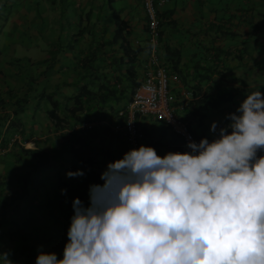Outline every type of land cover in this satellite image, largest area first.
<instances>
[{
	"label": "clouds",
	"instance_id": "9594fccd",
	"mask_svg": "<svg viewBox=\"0 0 264 264\" xmlns=\"http://www.w3.org/2000/svg\"><path fill=\"white\" fill-rule=\"evenodd\" d=\"M226 119L189 151L142 144L108 162L88 204L73 199L63 257L41 250L35 264H264V93Z\"/></svg>",
	"mask_w": 264,
	"mask_h": 264
},
{
	"label": "crops",
	"instance_id": "0c3cea01",
	"mask_svg": "<svg viewBox=\"0 0 264 264\" xmlns=\"http://www.w3.org/2000/svg\"><path fill=\"white\" fill-rule=\"evenodd\" d=\"M107 2L108 0H62V2L59 0H13L12 2L0 0V22L3 25L5 21L3 11H7V18L11 9L15 7H10V4H16L13 9L16 17L11 18L8 28L2 26L4 32L0 44L10 46L9 49H11L24 36L36 40L38 27H41L44 36L48 30H51L52 35L59 26L58 18L61 17L62 8V12L70 18L67 26L69 38L73 36V31L81 27H83V33L78 40L72 42L73 46L58 50L60 54L58 59L52 66L44 68L47 87L56 82L65 81L66 84L57 89L55 94L60 100L63 99L64 94L73 92L78 83L86 80L91 81L94 87L101 84L114 87L119 98L114 95L113 98L105 101L104 107L98 108L103 112L101 113L103 115H100L104 118L103 122H105L103 116L106 115L112 124L115 120V109L122 106L130 96L133 86L128 80L129 76L134 77L136 82L142 78L147 52L144 45L145 34L140 0H111L118 16L126 22L127 33H124V36L128 45L131 48L136 46L141 48L133 59L131 69L128 68V62L117 60L123 53V45L120 44L122 43L120 38L112 39L114 22ZM158 11L161 12L162 18L159 53L168 72L176 76L170 79V82L177 87V91L172 94L169 86V91L175 98L179 100L183 89L191 91L187 86L195 84L196 81L199 82L200 93L205 92L210 96H214L225 86L241 87V92L231 100L222 102L216 110L206 112L201 123H198L197 118H190V124L196 122L199 125L200 137H207L211 141L217 135L210 131L213 121L218 122V128L226 126L230 123L226 119L227 114L235 112L247 94L258 89L264 93V0H166L158 7ZM39 14L44 20L48 18V23L54 24L55 27L46 26L45 28L44 24L41 26L42 22L36 17ZM250 15L253 16L251 21L248 20L250 17H247ZM66 24L67 22L63 23L65 26ZM219 29L228 30L231 33L220 34ZM217 46L222 47L221 53L216 49ZM35 60L38 61L40 58ZM217 60H221L225 66L215 67L208 79L198 80L195 73L202 72L201 65L204 63L213 65ZM168 63H175L177 68L173 70ZM39 66H41L40 69ZM36 68L40 71L43 66L38 64ZM78 71L86 75V78L81 79ZM44 81H41L40 85L44 84ZM67 103L69 104L70 101ZM24 118L25 131L26 133L31 131L32 134L27 137L18 136V144L28 148H39L49 153L52 152L50 140H53L57 147L62 146L61 137L58 134L54 137L53 130L45 127L48 120L44 112L38 109L32 117ZM136 127L140 133L136 148L142 144L149 145L154 147L161 156L169 151H176L172 145L174 135L162 119L148 115L138 116ZM104 129H102L104 136L102 141L105 144L113 148L127 146V142L120 134L113 132L110 127ZM55 133L58 131L56 130ZM257 155H264V150L259 151ZM11 158L10 156L6 161H2L1 173L14 175L18 171L16 163L14 164ZM72 179L70 177V181ZM75 182L76 179L73 180V184ZM45 186L42 184L41 189ZM59 189L61 187L57 182L55 188L51 189L50 196L57 198L55 191ZM36 233L40 234L38 231ZM17 244L10 237L2 236L0 252H7L8 248L12 247L17 254L19 252L15 246ZM5 248L7 250L4 251Z\"/></svg>",
	"mask_w": 264,
	"mask_h": 264
},
{
	"label": "trees",
	"instance_id": "16d2710c",
	"mask_svg": "<svg viewBox=\"0 0 264 264\" xmlns=\"http://www.w3.org/2000/svg\"><path fill=\"white\" fill-rule=\"evenodd\" d=\"M107 3L114 22L112 39L116 40L120 38L122 42L120 44L123 45V53L117 60L119 62H128V68L131 69L133 59L141 48L139 46L131 48L128 45V41L124 36V33H127L125 30L126 22L118 16L116 9L112 6L111 0H108ZM160 13L158 11V15L161 18ZM247 17H250L248 19L250 21L253 18L252 15ZM161 23L162 18L160 19ZM2 26V23H0V35L4 32ZM160 26L158 30L159 42H161ZM58 27L63 35L66 34L68 39L62 44L60 43L61 46L59 48H55V53H59L58 50L60 49L73 46L72 42L78 40L83 33V27H81L73 31V36L69 38L68 30H66L68 29L67 26L59 24ZM219 31L220 34L231 33L228 30L219 29ZM217 35L220 36L218 33ZM216 49L220 53L223 51L221 46H217ZM1 52L2 49L0 48V55ZM2 57L0 56V61H2ZM214 57L216 58V52ZM51 58L42 57L33 63L26 61L25 71L22 70L19 62L16 61L18 59L15 58L13 61H7L8 63H16L13 70H3L0 65V72L4 75L9 74L10 78L12 77L11 80L5 81L6 83L3 88H0V149H5L0 153V159L6 161L11 156L12 162L14 164L16 163V167L18 168V171L14 175L10 173L5 175V172H0V239L2 236H8L15 244L18 243L15 245L19 250L17 254L14 253V249H4V251L7 250L9 259L13 264H18L23 261L25 264H35L36 257L41 250L55 253L58 250L62 251V248L65 247L68 241L65 231L68 228V232L71 225L73 199L79 197L87 205L89 202V186L91 184L103 183L101 173L107 167L108 162L121 158L125 152L131 149V146L128 144L126 147L113 148L102 141L104 137L102 129L109 128V121L103 122L102 119L104 118H101L103 114H99L98 108L104 107L105 101L113 98L114 95H116V98H119V94H116V89L112 86H105V84L94 87L91 81L86 80L78 83L73 92L64 94L63 99L60 100L55 94L57 89L66 84L64 83L65 81L56 82L50 85V87H47L48 84L45 80V69L52 66L55 62ZM25 59L29 60L27 56H25ZM43 62L47 63V65L45 69L43 68L39 71L35 65H44ZM210 65L212 64L208 63L207 65L204 63V65H201L202 72L197 71L195 73L198 80L208 79L215 67L225 66L221 63V60H217L216 64L212 66ZM168 66L173 70L177 68L175 63H168ZM80 72L78 71V75L81 79L86 78V75ZM128 80L131 82L133 90L138 82L134 81V77L132 76H129ZM41 81H44V84L40 85ZM198 83L196 81L195 84L187 86L191 90V96L185 104L182 115H180L182 119L187 121L188 128L196 142H199L201 137L192 132L189 126L190 118H197L198 123H201L206 112L216 110L222 102L231 100L241 92L240 86H225L223 89L218 90L214 96H210L205 92L200 93ZM68 101H70L69 104L67 103ZM38 109L44 112L48 120L45 127L53 130L54 137H57V134L61 137L62 146L57 147L55 142L50 140L52 152L49 153L39 148L24 147L18 144L17 140H14L7 147L12 137H27L32 134L31 131L30 133H26L25 131L24 117H32ZM117 109L114 111L115 116ZM87 121L94 122L89 126H81L83 122ZM78 124L79 127L74 128ZM56 130L58 133H55ZM171 132L174 135L173 147H175L176 151L184 152L181 137L175 132ZM60 154H62L60 158L63 159V162L54 164L56 157ZM64 161H67V163H64ZM42 167H46L43 170L44 172L47 171L50 173L56 168L57 173L55 178L63 186H66V177L64 179L62 178L61 170L66 175L69 170L75 171L81 169L84 175L71 177L73 178L72 181L76 179V182L67 185L66 192L62 193V188L58 191L54 190L56 192L55 195H57V198H54L50 196L46 186L43 184L47 180H44L42 176L40 178V184H43L45 187L42 189L41 185L40 188L38 187L39 182L37 179L39 180V176L37 175ZM32 183L35 185H29ZM32 187H35L34 192L30 194L29 189ZM52 199L56 200V202L52 203V211L48 209L42 212L43 203L40 201H51ZM49 204L48 202L43 205ZM37 211L43 213L42 219L35 217ZM33 221L35 223H32ZM36 231L40 232V234H37ZM60 231L62 233L59 236Z\"/></svg>",
	"mask_w": 264,
	"mask_h": 264
},
{
	"label": "built area",
	"instance_id": "2783aa9c",
	"mask_svg": "<svg viewBox=\"0 0 264 264\" xmlns=\"http://www.w3.org/2000/svg\"><path fill=\"white\" fill-rule=\"evenodd\" d=\"M166 0H140L144 16V33L147 56L144 62V71L141 80L133 88L130 98L116 111V120L110 125L113 132L120 134L128 145L136 148L140 133L136 127L138 116H155L162 119L169 129L181 137L184 151H189L187 142L194 140L187 121L175 113V107L183 108L191 96L189 90L180 92L179 100H175L169 91L168 81L176 78L169 73L160 57V42L158 30L160 16L158 7ZM136 41V40H135ZM174 102V105H172ZM94 121L83 122L81 126H89ZM75 125L74 128H78ZM14 136L9 140L7 147L17 140ZM6 147V149H7ZM5 149H0L2 153Z\"/></svg>",
	"mask_w": 264,
	"mask_h": 264
},
{
	"label": "rangeland",
	"instance_id": "374dc122",
	"mask_svg": "<svg viewBox=\"0 0 264 264\" xmlns=\"http://www.w3.org/2000/svg\"><path fill=\"white\" fill-rule=\"evenodd\" d=\"M8 2H12L13 0H7ZM58 1V0H57ZM118 1V0H117ZM59 2H62V0H59ZM9 5V4H8ZM113 5H114V2H113ZM11 6H15L16 7V4H10V7ZM115 6V5H114ZM14 7V8H15ZM11 9L10 11V14L8 15V17L6 18L7 16V11H3V15L5 16V21H4V27L5 28H8V25L11 21V18H15L16 15L15 13H13V9ZM59 10V9H58ZM62 10V8H61ZM60 11V10H59ZM34 12V11H33ZM61 12V17L58 18V24H63V23H66V26L69 25V16H67L64 12L60 11ZM34 15H35V12H34ZM40 16V18H39ZM37 19H40V22L41 23V26L44 24V27L46 28V26L49 27H55L54 24H51V23H48L49 19L47 18L46 20L43 19V17L39 14L36 16ZM69 18V19H68ZM1 23V22H0ZM60 28L58 27V29H56L53 34L51 35L50 31L51 30H48L47 31V34L44 36L43 35V31L41 30V27L39 28H36L37 32V36H36V40H31L30 37H27V36H24V38H21V40H18L17 41V45L14 46L13 48L9 49L10 46H4L3 44L1 45L0 44V48L2 49V52H1V57H2V61H0V65L2 67V69L4 70H7V71H10V70H13L14 69V65H16V63H8L6 62L7 60H15L14 58L18 59L16 60L17 62H19L21 68L23 71H25V64H26V61H31V63L35 62L36 58H44V57H48V58H51L53 60H57L58 57L60 56L59 53H55L54 50L55 48H59L61 45L60 43L62 44L63 42H65L68 38L66 36V34L63 35L62 31L59 30ZM68 30V29H66ZM20 32V31H19ZM21 34V32H20ZM145 34V33H144ZM50 35V36H48ZM2 35H0V42L2 41ZM66 38L65 40H62L63 38ZM61 40V41H60ZM144 42H145V35H144ZM25 56H29L30 60H26L25 59ZM44 65L42 64V66H44L43 68L46 67L47 63L43 62ZM37 67V65H35ZM41 68V66H39V69ZM42 68V69H43ZM82 71H84L83 69H81ZM1 71V70H0ZM22 72V71H21ZM12 78H10V75L7 74V75H2L0 73V88H3L5 86V81L7 80H11ZM168 86H170L171 88V93H175L177 91V87H175V85L172 84V82H170V80L168 81ZM174 97V96H173ZM175 98V97H174ZM175 100L177 101L178 98H175ZM172 105H174V102H172ZM185 107V106H184ZM184 107L183 108H179V107H175V113H177V115H182L183 111H184ZM99 114H101V111H99ZM107 120L108 122V118L106 117L105 115V121ZM111 123L108 122V126L110 127ZM190 128L192 130L193 133L195 134H198L200 135V127L199 125H197V123H191L190 125ZM37 137H41L40 135H37ZM17 140H18V137H17ZM43 143H48L47 141H43ZM45 147V146H44ZM62 154H60L59 156L56 157L55 161H54V164H57V163H61L63 162V159H61ZM7 159V158H6ZM3 159H0V170L2 169V164H3ZM44 168L46 167H42L39 174L37 176H39V180L37 179V181L39 182L38 183V187L40 188V178L41 176L43 177L44 180H47V182L43 183L44 185H46V188L48 190V193H51L52 192V188H54L56 186V183H57V179L55 178V175H56V168L53 169L52 173L50 172H47V171H43ZM51 171V170H49ZM60 172L61 175H62V178L64 179L66 177V186L67 185H70V184H73V181H70L69 177L67 175H65L64 171L61 170ZM54 173V175H53ZM31 176V175H30ZM81 180V179H80ZM60 184V187L62 189H66V186H63V184L59 183ZM29 185H35V184H29ZM29 188V187H28ZM33 188V189H32ZM29 189V193H33L34 192V188L35 187H32ZM30 199V198H29ZM34 201V200H33ZM52 201V202H51ZM51 201H46V200H41L40 202L41 203H50L49 205H43V208L41 209L42 212H45L49 209V211L51 210L52 211V203L56 202V200H51ZM30 202H32V200H30ZM37 216L35 215V217H39V218H43V213H39L38 211L36 212ZM32 223H35L34 221ZM68 229V228H67ZM67 229H66V233L67 232ZM62 233V231L59 232V236L60 234ZM68 239V235L66 237ZM12 249V247H11ZM63 250L64 248H62V251L61 250H58L57 251V256L60 257H63ZM22 264H25V262L23 261Z\"/></svg>",
	"mask_w": 264,
	"mask_h": 264
}]
</instances>
